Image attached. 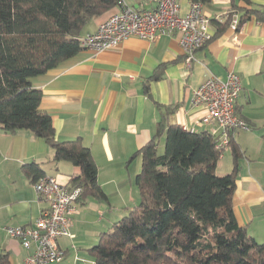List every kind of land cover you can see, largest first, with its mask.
<instances>
[{
  "label": "crops",
  "instance_id": "1",
  "mask_svg": "<svg viewBox=\"0 0 264 264\" xmlns=\"http://www.w3.org/2000/svg\"><path fill=\"white\" fill-rule=\"evenodd\" d=\"M123 1L137 11L153 7L141 0ZM177 2L180 15H185L191 0ZM250 2L254 7L264 5V0ZM245 6L239 0L203 4L211 38L195 52L189 66L184 61L179 34L174 32L155 42L130 38L98 55L81 50L31 80L32 86L42 92L39 108L50 115L55 139L81 140L92 155L96 182L107 197L106 201L88 197L78 203L69 228L73 238L58 239L65 252L60 263L68 258V263L93 264L88 250L124 216L126 208L131 210L138 194L131 188L134 164L128 161L152 138L164 108L174 107L166 124L191 132L218 133L214 125L200 124L205 111L192 107L190 99L193 89L209 75L224 79L228 72L240 78L235 113L249 128L231 134L232 144L223 149L216 174L232 173L236 148L239 157L232 196L234 217L250 237L264 243V24L252 18L238 32L229 27L216 34L228 16H240V8ZM116 11L113 8L94 19L82 36L94 33ZM162 64L165 66L159 69ZM156 73L159 79L149 80ZM52 155L49 146L30 132L9 135L0 129V255H7L9 264H24L30 251L9 238L6 228L32 225L46 208L36 199L22 166L35 163L45 176L55 177L66 188H72V180L81 175L80 168L70 163L52 162ZM138 168L139 163L133 167L135 172ZM127 182L130 187L125 186ZM111 192L123 193L113 202Z\"/></svg>",
  "mask_w": 264,
  "mask_h": 264
},
{
  "label": "trees",
  "instance_id": "2",
  "mask_svg": "<svg viewBox=\"0 0 264 264\" xmlns=\"http://www.w3.org/2000/svg\"><path fill=\"white\" fill-rule=\"evenodd\" d=\"M118 1L0 0V129L9 135L28 131L49 146L52 162L80 168L71 186L81 189L78 203L107 200L96 165L80 139H55L50 115L39 108L42 92L31 80L78 54L84 29ZM239 1L246 4L240 16H228L216 34L234 17L235 32L252 18L264 24V5ZM158 79L159 73L149 78ZM164 109L152 138L128 161L141 157L135 176L139 203L88 250L93 264H264V243L239 227L233 213L238 150L233 148L232 173L218 176L223 150L215 148L213 135L166 124L174 107ZM22 172L31 183L45 176L35 163L23 165ZM0 264H9L7 255H0Z\"/></svg>",
  "mask_w": 264,
  "mask_h": 264
},
{
  "label": "built area",
  "instance_id": "3",
  "mask_svg": "<svg viewBox=\"0 0 264 264\" xmlns=\"http://www.w3.org/2000/svg\"><path fill=\"white\" fill-rule=\"evenodd\" d=\"M153 7L134 10L123 0L115 6L117 11L99 24L94 33L80 39L82 50L98 55L116 49L130 38L148 42L157 41L162 35L179 34V44L184 61L189 66L196 51L210 40V22L203 12V4H190L185 15H180L177 0H141ZM237 17L230 28L235 31ZM241 90L240 78L228 72L224 79L209 75L192 91L190 104L202 108L205 116L200 124L214 125L218 133L213 134L215 148L223 150L229 146L231 134L236 130H247V123L235 113V104ZM187 130V129H186ZM36 199L46 204L32 225L8 227L9 238L18 241L24 250L30 251L24 264L60 263L65 252L58 239L73 238L69 233L72 216L78 212L80 188H66L55 177L44 176L32 183Z\"/></svg>",
  "mask_w": 264,
  "mask_h": 264
},
{
  "label": "rangeland",
  "instance_id": "4",
  "mask_svg": "<svg viewBox=\"0 0 264 264\" xmlns=\"http://www.w3.org/2000/svg\"><path fill=\"white\" fill-rule=\"evenodd\" d=\"M159 151H160V153L163 151V139H161V141H160V148H159ZM131 163L132 164H134V166L136 165V164H138L139 163V165H141V157L140 158H137V159H133L132 161H131ZM134 166H132V174H131V178H130V184H131V188L133 189V191H135L136 192V195L138 194V191H137V188H136V186H135V176L140 172V168H138V170H137V172H135L136 170H134L133 169V167ZM141 167V166H140ZM125 186H129L130 187V185H129V183L127 182V185H125ZM128 190V189H127ZM123 193V192H122ZM121 193V194H122ZM124 193H125V191H124ZM111 194H112V198H111V201H113V202H116L117 200H119L121 197H119L121 194L119 193H116V192H111ZM137 199H138V201H137ZM139 194H138V196H137V198H135V201L136 202H134V204H133V206H132V208L133 207H135L136 205H138V203H139ZM115 207H117V206H115ZM131 208V209H132ZM117 209H119V208H117ZM124 209V208H123ZM126 212H124L125 214H124V216L127 214V212L129 211V209H127L126 208V210H125ZM124 216H121L118 220H117V222L118 221H120L121 219H122V217H124ZM69 259L68 258H66V260H65V262H63V263H58V264H73L71 261H70V263H68L67 261H68ZM86 264H91V263H86Z\"/></svg>",
  "mask_w": 264,
  "mask_h": 264
}]
</instances>
